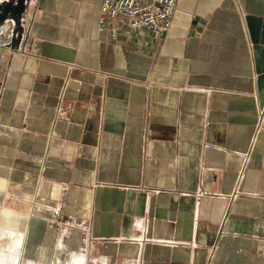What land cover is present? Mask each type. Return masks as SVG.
I'll return each instance as SVG.
<instances>
[{"label": "crops", "instance_id": "0c3cea01", "mask_svg": "<svg viewBox=\"0 0 264 264\" xmlns=\"http://www.w3.org/2000/svg\"><path fill=\"white\" fill-rule=\"evenodd\" d=\"M101 1L0 2L18 264H264V0H177L160 42Z\"/></svg>", "mask_w": 264, "mask_h": 264}, {"label": "built area", "instance_id": "2783aa9c", "mask_svg": "<svg viewBox=\"0 0 264 264\" xmlns=\"http://www.w3.org/2000/svg\"><path fill=\"white\" fill-rule=\"evenodd\" d=\"M177 0H102L97 26L114 39L122 28L160 42L172 26ZM3 89L0 86V98Z\"/></svg>", "mask_w": 264, "mask_h": 264}, {"label": "bare ground", "instance_id": "6f19581e", "mask_svg": "<svg viewBox=\"0 0 264 264\" xmlns=\"http://www.w3.org/2000/svg\"><path fill=\"white\" fill-rule=\"evenodd\" d=\"M18 224L22 230L17 227ZM24 237L21 218L17 216L7 217L3 213L0 221V264H3V261H7V264H18L20 247ZM4 239H9L11 244L4 247L1 243Z\"/></svg>", "mask_w": 264, "mask_h": 264}, {"label": "rangeland", "instance_id": "374dc122", "mask_svg": "<svg viewBox=\"0 0 264 264\" xmlns=\"http://www.w3.org/2000/svg\"><path fill=\"white\" fill-rule=\"evenodd\" d=\"M25 1H27V0H2V2H3L2 4L4 6V10L3 11L6 12L7 7L8 8L9 7L19 8L20 6L23 7L24 4H25ZM24 216H26V215H24ZM0 221H1V218H0ZM1 243L4 245V247H6V246L11 244L9 239H4Z\"/></svg>", "mask_w": 264, "mask_h": 264}, {"label": "clouds", "instance_id": "9594fccd", "mask_svg": "<svg viewBox=\"0 0 264 264\" xmlns=\"http://www.w3.org/2000/svg\"><path fill=\"white\" fill-rule=\"evenodd\" d=\"M3 264H7V261H3ZM105 264H107V262L105 261Z\"/></svg>", "mask_w": 264, "mask_h": 264}, {"label": "snow or ice", "instance_id": "6c2138e0", "mask_svg": "<svg viewBox=\"0 0 264 264\" xmlns=\"http://www.w3.org/2000/svg\"><path fill=\"white\" fill-rule=\"evenodd\" d=\"M0 2H2V0H0ZM13 23H15V22L13 21Z\"/></svg>", "mask_w": 264, "mask_h": 264}]
</instances>
